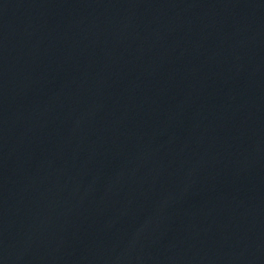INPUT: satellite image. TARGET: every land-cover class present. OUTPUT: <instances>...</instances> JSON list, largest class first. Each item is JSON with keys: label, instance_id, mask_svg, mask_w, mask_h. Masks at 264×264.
<instances>
[{"label": "water", "instance_id": "water-1", "mask_svg": "<svg viewBox=\"0 0 264 264\" xmlns=\"http://www.w3.org/2000/svg\"><path fill=\"white\" fill-rule=\"evenodd\" d=\"M0 264H264V0H0Z\"/></svg>", "mask_w": 264, "mask_h": 264}]
</instances>
